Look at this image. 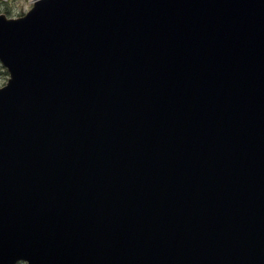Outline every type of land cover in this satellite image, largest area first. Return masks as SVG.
Wrapping results in <instances>:
<instances>
[{
	"label": "water",
	"instance_id": "1",
	"mask_svg": "<svg viewBox=\"0 0 264 264\" xmlns=\"http://www.w3.org/2000/svg\"><path fill=\"white\" fill-rule=\"evenodd\" d=\"M0 60V264H264V0H37Z\"/></svg>",
	"mask_w": 264,
	"mask_h": 264
},
{
	"label": "rangeland",
	"instance_id": "2",
	"mask_svg": "<svg viewBox=\"0 0 264 264\" xmlns=\"http://www.w3.org/2000/svg\"><path fill=\"white\" fill-rule=\"evenodd\" d=\"M34 0H0V12H6L10 16L22 15L32 5ZM9 77V71L0 61V86H3ZM20 264H26L21 262Z\"/></svg>",
	"mask_w": 264,
	"mask_h": 264
},
{
	"label": "bare ground",
	"instance_id": "3",
	"mask_svg": "<svg viewBox=\"0 0 264 264\" xmlns=\"http://www.w3.org/2000/svg\"><path fill=\"white\" fill-rule=\"evenodd\" d=\"M40 164H41V168L42 169H44L45 168V164H44V160L43 159H40ZM36 170H38V167L37 168H35ZM41 173H42V171H41ZM28 181H30V182H39V180H37V181H32V180H28Z\"/></svg>",
	"mask_w": 264,
	"mask_h": 264
}]
</instances>
